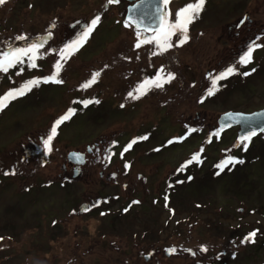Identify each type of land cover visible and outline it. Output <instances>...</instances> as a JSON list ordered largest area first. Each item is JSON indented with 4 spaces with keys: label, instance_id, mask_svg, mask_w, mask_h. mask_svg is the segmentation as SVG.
<instances>
[{
    "label": "rangeland",
    "instance_id": "1",
    "mask_svg": "<svg viewBox=\"0 0 264 264\" xmlns=\"http://www.w3.org/2000/svg\"><path fill=\"white\" fill-rule=\"evenodd\" d=\"M195 2L171 0L167 12L175 20ZM112 4H0V58L41 45L37 67L24 57L22 65L0 71V96L40 81L0 111V264H191L192 252L217 246L228 258L215 264H264V135L245 151L238 128L218 126L227 111L264 109V47L251 63H239L250 44L264 45V0H207L189 25L188 41L179 45L173 36L164 52L154 43L137 48L154 34L134 30L124 20L127 9L114 11ZM245 14L253 25L236 31ZM97 15L87 42L60 60L59 50ZM58 60L62 83H45ZM229 66L235 73L207 96L213 78ZM96 72V82L84 88ZM168 74L174 79L163 87L152 86L139 99L128 95ZM69 109L76 111L49 150L43 139ZM73 151L86 154L79 175L76 166L63 170ZM195 154L199 162L187 163ZM229 156L244 163L221 172L217 165ZM192 224L197 237L179 240ZM253 231L255 243L238 248Z\"/></svg>",
    "mask_w": 264,
    "mask_h": 264
},
{
    "label": "snow or ice",
    "instance_id": "2",
    "mask_svg": "<svg viewBox=\"0 0 264 264\" xmlns=\"http://www.w3.org/2000/svg\"><path fill=\"white\" fill-rule=\"evenodd\" d=\"M6 0H0V4H4ZM119 0H108V3H118ZM162 3L167 9L168 4L170 3V0H162ZM207 3V0H196L195 3H188L185 7L179 9L175 14V20H172L171 13L170 12H162L161 13V23L159 24L157 29H154V35L152 37H148L145 39L140 40L135 46L137 48L141 47L142 44H151L154 43L160 52L167 51L169 48L173 47L172 38L173 36L177 37V41L179 45H183L186 43L189 39L188 36V28L191 23L194 22V20L198 19L200 16V13L204 10V6ZM100 15L95 16L90 23L84 28L81 35L73 40L71 43L65 45L63 49L59 50V56L60 60L66 61L68 58H70V55L74 53L76 50H78L85 42H87L88 38L90 37L91 33L96 29L97 25L100 22ZM245 20L248 18L245 17ZM243 23V21H242ZM23 38V37H21ZM41 45L39 44H32L31 46L27 48H15L10 52H4L2 54V58H0V71L7 72L9 68L14 67L17 63H22V57H28L31 61V66L33 68L37 67L35 61L37 59V52ZM257 47H264V45H257L255 42L250 44L247 48V50L240 56L239 63L242 64H249L252 62L253 53ZM60 60L57 61L55 65V73L49 77H47L44 82L47 83L49 81L55 82V83H62L61 80L57 79L59 76V72L61 70L62 64L60 63ZM255 69H253L254 71ZM236 69L233 66H229L226 70L215 76L212 80V85L207 91V96H212L215 94V91L217 90V82L226 79L227 77L233 75L235 73ZM163 72V69H161V73ZM250 73H243V75H249ZM100 76L99 72H96L92 75L91 80L86 82L83 87L87 88L91 84L95 83L97 78ZM172 79H174V75L168 74L167 76L158 75L153 80H146L143 84H141L136 89V94L134 95L132 92H129V96L133 97L135 99H139L141 95H145L147 90H150L152 86L161 88L163 87L164 83L170 82ZM40 83L39 80H31L27 82L22 88L14 89L3 96H0V111H2L4 108L7 107L8 103L11 100L16 99L17 97L23 96L27 91H30L31 88L35 85H38ZM146 86H148L146 88ZM91 101H85V106H87L88 103ZM202 102V101H201ZM95 103H99V100H96ZM75 109H69V111L60 117L58 120L55 121L53 127L50 130V134L45 139L44 143L45 146L51 150V142L57 135V129L59 126L64 123L65 121L69 120L71 116L75 113ZM192 131H195V129H192ZM218 134V133H217ZM256 135V132H250L247 135H244L240 138V143L243 144L244 150L247 151L248 144L251 142V139L253 136ZM147 137H142L141 139H146ZM172 141H169L171 143ZM132 143H135L133 141ZM132 143H130L126 148L125 151H127L129 148H131ZM109 154V158H110ZM200 156L199 154L193 155V157L187 162L191 164L193 161L199 162ZM237 163H244L243 160L237 159L234 157H227L225 160H223L217 167L220 169V171H224L226 167L229 165H235ZM6 175L9 173H5ZM11 174H15L14 171ZM219 175V172L217 173ZM133 203H138V201H134ZM127 211V209L125 210ZM257 232L253 231L248 234L247 237H245V240L242 242H252L255 243V237ZM206 250V249H205ZM170 252L175 251V249H170Z\"/></svg>",
    "mask_w": 264,
    "mask_h": 264
},
{
    "label": "water",
    "instance_id": "3",
    "mask_svg": "<svg viewBox=\"0 0 264 264\" xmlns=\"http://www.w3.org/2000/svg\"><path fill=\"white\" fill-rule=\"evenodd\" d=\"M127 1L130 3V5L127 7L125 21L137 32L153 35V30L157 29L161 23V13L167 12L162 0ZM218 126L222 129L238 128L239 142L242 136L253 131L256 132V135L252 137V139H254L264 132V109L254 111L252 113L237 111L225 112L219 116ZM67 160L72 164L81 166L86 162V154L73 151L68 154ZM167 256H170V254Z\"/></svg>",
    "mask_w": 264,
    "mask_h": 264
},
{
    "label": "flooded vegetation",
    "instance_id": "4",
    "mask_svg": "<svg viewBox=\"0 0 264 264\" xmlns=\"http://www.w3.org/2000/svg\"><path fill=\"white\" fill-rule=\"evenodd\" d=\"M127 3L125 4V5H123L122 3H121V1L119 0V2L118 3H113L112 4V6H114L115 8H114V11H119L120 10V8L121 7H125V9H127V7L130 5V3L127 1V0H125ZM121 3V4H120ZM168 8V7H167ZM126 13H127V10H126ZM125 17H126V15H125ZM125 17H124V20H125ZM245 17H247L248 19L247 20H245L244 18ZM250 19H252L251 17H249L247 14H245V16L242 18V20H243V23L242 22H240V24H238V25H236L235 26V30L237 31V30H242V28L245 26V23H247V22H249L248 24H249V27L251 26V25H253V23H251L252 21L250 20ZM80 20H82V19H80ZM263 38V37H262ZM261 38V39H262ZM211 71L212 70H208L207 71V78H209V76H210V74H211ZM258 111V110H257ZM228 112V111H227ZM254 112V111H253ZM248 113H252V112H248ZM223 114V113H222ZM239 130V129H238ZM262 135H264V132L262 133ZM260 136V135H259ZM45 139V138H44ZM44 139H43V142H44ZM29 141H31V140H29ZM37 141V140H36ZM30 145H32V143H30ZM97 148V146H95L94 148H88L87 149V154H93L94 152H95V149ZM88 150H90V151H88ZM66 165H64L63 166V170L67 173V171H69V170H71V167H74V166H76L75 168V170H74V175L75 174H81L82 173V171H81V167H83V166H85V164L87 163V158H86V162H85V164L84 165H81V166H78V165H75V164H72V163H70L68 160H66ZM198 218H199V214H196V216H195V219L196 220H198ZM197 222V221H196ZM247 222H249V219H245V220H243V223H247ZM196 224H192V225H190V227H189V232H188V234H185V233H181V231H179V233H178V239L180 240L182 237H186L187 235H190V239H192L194 236H196L197 237V235H196V232H197V230L195 229V226ZM192 226V227H191ZM212 228H214L212 225H210ZM244 227H245V225H243ZM256 232H258V231H256ZM247 243L248 242H245L244 243V245L243 246H240V247H238V248H244V247H246V245H247ZM219 256H222V257H225V256H227V258H228V250H224L222 247H220V246H217V247H215V248H212V250H211V252H208V250H205V251H203V250H196V251H194V252H192V257L190 258L191 260H192V263L191 264H215V262H216V259H218V257ZM226 258V259H227ZM225 261V260H224ZM222 264H224V262H222Z\"/></svg>",
    "mask_w": 264,
    "mask_h": 264
},
{
    "label": "trees",
    "instance_id": "5",
    "mask_svg": "<svg viewBox=\"0 0 264 264\" xmlns=\"http://www.w3.org/2000/svg\"><path fill=\"white\" fill-rule=\"evenodd\" d=\"M139 33H142V32H139ZM146 35H148V34H146ZM148 36H150V35H148ZM53 39H54V37H53ZM22 58H24V57H22ZM22 60H23V62L25 61L24 59H22ZM23 62H22V63H20V64H19V66H20V65H22V64H23ZM9 70H10V68H9ZM9 70H8V71H9Z\"/></svg>",
    "mask_w": 264,
    "mask_h": 264
}]
</instances>
